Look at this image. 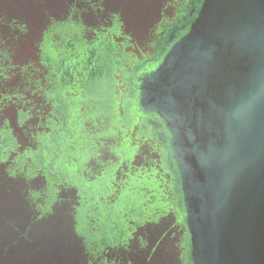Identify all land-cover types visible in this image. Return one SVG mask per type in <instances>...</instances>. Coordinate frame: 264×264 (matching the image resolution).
<instances>
[{
	"label": "flooded vegetation",
	"instance_id": "flooded-vegetation-1",
	"mask_svg": "<svg viewBox=\"0 0 264 264\" xmlns=\"http://www.w3.org/2000/svg\"><path fill=\"white\" fill-rule=\"evenodd\" d=\"M135 2L65 0L40 22L37 0H0V166L16 181L0 189L18 198L2 233L30 253L67 237L101 264H191L172 135L141 90L202 0Z\"/></svg>",
	"mask_w": 264,
	"mask_h": 264
},
{
	"label": "water",
	"instance_id": "water-1",
	"mask_svg": "<svg viewBox=\"0 0 264 264\" xmlns=\"http://www.w3.org/2000/svg\"><path fill=\"white\" fill-rule=\"evenodd\" d=\"M147 82L141 102L172 135L189 262L264 264V0H202Z\"/></svg>",
	"mask_w": 264,
	"mask_h": 264
},
{
	"label": "trees",
	"instance_id": "trees-1",
	"mask_svg": "<svg viewBox=\"0 0 264 264\" xmlns=\"http://www.w3.org/2000/svg\"><path fill=\"white\" fill-rule=\"evenodd\" d=\"M15 49V48H14ZM16 50V49H15ZM14 184L16 183V181L14 182L13 180L9 179L8 177H5L1 171V166H0V188L2 186H4V184ZM16 191H4L0 189V228L5 230V225H13V223L10 222V220L8 221L9 218L11 217H7L5 211H3V209H5L7 207L6 203L7 200H15L17 201L18 198H16ZM15 194V196H14ZM17 194H21V193H17ZM8 195V196H7ZM12 195V197H11ZM10 206V205H9ZM17 217H19V215L17 214ZM14 219V218H12ZM29 223H33L36 220V217L33 214H30L27 217ZM16 220V219H14ZM13 220V221H14ZM18 222L15 221V224H17ZM7 228V227H6ZM2 229V232H3ZM12 240V249L15 251V253H8L5 251V246L6 243L11 242ZM33 240H31V242L29 240H24L21 237H16L14 239L10 238H5L3 237V239H0V264H8V263H12V264H23V263H33L34 262V258L32 255L26 254L29 251V248L34 247V245H30L32 243ZM58 245H60V247L58 248V250H68L71 253L70 258H72L71 263L72 264H84L86 263V261L88 262V264H101L102 261V255L101 254H95L93 253L92 255L86 256V251H85V247L83 246V244L81 243L80 239H76V238H72V239H68L66 238H60V241L58 242ZM25 251V252H23ZM111 256L113 258L117 257L119 259V255H114L111 254ZM88 257V259H87ZM120 262H124L123 260H121ZM67 263V261H66ZM69 264V263H67Z\"/></svg>",
	"mask_w": 264,
	"mask_h": 264
},
{
	"label": "rangeland",
	"instance_id": "rangeland-1",
	"mask_svg": "<svg viewBox=\"0 0 264 264\" xmlns=\"http://www.w3.org/2000/svg\"><path fill=\"white\" fill-rule=\"evenodd\" d=\"M61 2H65V0H37V12L35 11L36 8L35 5L29 3L26 4V10L30 8L31 13H37V20L41 22L40 18L43 14L42 12H50L49 10L56 11L59 7V4H61ZM152 2L154 3L155 0H136L135 7L141 5L144 8H147V6L151 5ZM30 50L31 49L26 48L25 52L28 54ZM45 248H47L48 250L40 251V252L37 251V253L28 252L26 254L29 255L34 254L33 256L34 262H37V264H50L49 260H52L54 258L63 259L57 261L56 262L57 264L58 263L66 264V261L67 263L72 264L71 263L72 258H70L71 256L70 251L64 249V250H59L58 252H54V251L51 252V250H53L52 247L45 246ZM56 253H58V255Z\"/></svg>",
	"mask_w": 264,
	"mask_h": 264
}]
</instances>
